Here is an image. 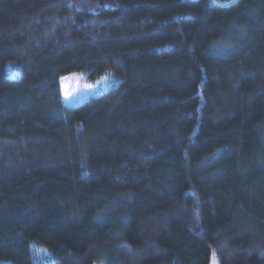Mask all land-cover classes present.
Returning a JSON list of instances; mask_svg holds the SVG:
<instances>
[{"label":"trees","instance_id":"1","mask_svg":"<svg viewBox=\"0 0 264 264\" xmlns=\"http://www.w3.org/2000/svg\"><path fill=\"white\" fill-rule=\"evenodd\" d=\"M212 257L264 264V0H0V264Z\"/></svg>","mask_w":264,"mask_h":264},{"label":"rangeland","instance_id":"2","mask_svg":"<svg viewBox=\"0 0 264 264\" xmlns=\"http://www.w3.org/2000/svg\"><path fill=\"white\" fill-rule=\"evenodd\" d=\"M62 78L67 79L62 80ZM112 81L108 75L97 77L94 81L88 80L79 72L63 75L60 78L62 101L67 105L75 106L97 93L108 91L115 84V81ZM214 258H211L209 264H213ZM215 261L217 264L216 258Z\"/></svg>","mask_w":264,"mask_h":264},{"label":"water","instance_id":"3","mask_svg":"<svg viewBox=\"0 0 264 264\" xmlns=\"http://www.w3.org/2000/svg\"><path fill=\"white\" fill-rule=\"evenodd\" d=\"M213 1H214L215 4H219L221 6H227V5H230V4L234 3L236 0H231V1L227 2V3H225V4H220L217 0H213Z\"/></svg>","mask_w":264,"mask_h":264},{"label":"snow or ice","instance_id":"4","mask_svg":"<svg viewBox=\"0 0 264 264\" xmlns=\"http://www.w3.org/2000/svg\"><path fill=\"white\" fill-rule=\"evenodd\" d=\"M106 78H107V77H105V79H106ZM63 79H67V78H62V80H63ZM42 252L44 253L45 256H50V255H51L50 253H48V251H47L46 249L42 250ZM213 264H216L215 258L213 259Z\"/></svg>","mask_w":264,"mask_h":264}]
</instances>
